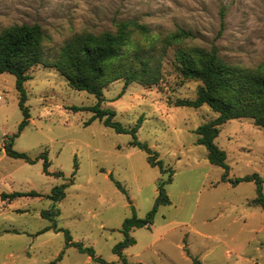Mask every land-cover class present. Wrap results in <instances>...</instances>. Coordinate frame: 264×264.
Segmentation results:
<instances>
[{
    "label": "rangeland",
    "instance_id": "rangeland-1",
    "mask_svg": "<svg viewBox=\"0 0 264 264\" xmlns=\"http://www.w3.org/2000/svg\"><path fill=\"white\" fill-rule=\"evenodd\" d=\"M122 20H135L161 40L179 29L190 35L168 47L157 42L151 50V39L133 36L158 63L157 83L125 86L118 80L103 89L101 107L113 109L114 120L125 127L141 118L136 139L172 170V181L165 185L170 204L158 207L150 228L130 231L135 243L124 249V257L141 264H264V212L251 204L254 183L223 182L224 169L211 165L206 149L197 144L196 128L217 115L205 105H172L176 99H194L200 85L180 76L175 61L180 48H215L229 65L264 67V0H0V32L38 24L47 62L74 36L114 33ZM27 73L29 120L19 133L15 78L0 73V147L17 135L13 150L30 159L45 153L52 175L43 173L41 159L30 164L0 153V193L40 194L0 203V264H46L62 251L56 264H99L65 247L62 232L44 231L52 227L40 216L44 210L58 212L55 227L67 230L73 241L92 247L107 263L120 264L112 248L123 240L122 222L133 213L145 217L157 183L168 173L150 166L129 134H117L98 119L87 123L92 117L88 110L69 109L93 106V95L71 89L54 68L37 65ZM218 128L214 144L226 154L227 177L257 173L264 194V129L248 118ZM64 183L65 197L53 203L47 196Z\"/></svg>",
    "mask_w": 264,
    "mask_h": 264
},
{
    "label": "trees",
    "instance_id": "trees-1",
    "mask_svg": "<svg viewBox=\"0 0 264 264\" xmlns=\"http://www.w3.org/2000/svg\"><path fill=\"white\" fill-rule=\"evenodd\" d=\"M115 32L104 31L93 35L83 33L74 36L67 41L60 49L57 58L45 61L43 58V42L45 35L38 24H20L3 29L0 32V73H8L15 78V89L19 96L18 106L22 114V121L18 127V133L27 125L29 110L25 106L26 92L24 83L30 79L28 70L37 65L54 68L63 76L68 86L76 91H84L93 95L96 103L90 107H71L73 112L88 110L92 117L87 123L98 119L103 126L112 129L117 134H129L132 137L131 145L144 151L148 155V163L157 167L161 174L168 173V178L159 181L156 185V198L152 208L140 219L133 215L122 222L120 232L123 240L115 244L112 252L118 257L120 264H141L129 263L123 255L125 248L135 243L129 235L130 231L137 228H150L154 215L159 206L169 205L170 200L166 194L165 185L172 179V170L163 166L162 161L157 160V154L152 153L145 143L136 139L137 129L140 127L141 118L133 127H125L114 120L115 112L110 108H102L104 101L103 89L110 83L124 80V85L137 82L145 85H154L159 79V67L150 50L158 42L162 47H168L170 43H177L189 35L179 29L174 35L165 39L150 37V29L139 24L135 20H122L115 23ZM133 36H138L148 43L144 48L139 42L134 43ZM171 41V42H170ZM176 64L179 67V74L185 80L198 81L194 99H176L172 105L175 107H188L197 109L205 105L217 116L206 123L199 125L195 133L198 136L197 144L202 145L207 152V160L211 165L224 169L222 181H228L232 185L239 182H253L255 185V198L251 204L259 207L264 212V194L262 192V178L253 173L241 178L231 180L227 177L228 166L225 163L226 154L214 144L219 134V126L232 119H252L256 126L264 129V67L256 69H245L224 62L216 52L215 48L204 51L199 48H180L175 55ZM13 137H8L0 153L12 159H21L33 164L38 159L42 160V171L46 176L52 174L48 171L49 161L46 154L35 159H30L25 153L13 150ZM76 161L74 168L76 170ZM60 173L58 176H61ZM108 177L115 186L122 190L119 182L111 175ZM72 183V182H69ZM67 183L54 187L47 196L53 203L60 202L65 197ZM22 197H40L37 192L29 193H1V201H12ZM41 218L51 222L52 229L64 234L65 247H73L79 253L87 255L91 260L99 264L107 263L95 255L90 246L72 240L67 230L55 227L57 211L44 210L40 213ZM63 251L54 260L46 264H56L61 259ZM197 264V261L194 260Z\"/></svg>",
    "mask_w": 264,
    "mask_h": 264
},
{
    "label": "crops",
    "instance_id": "crops-1",
    "mask_svg": "<svg viewBox=\"0 0 264 264\" xmlns=\"http://www.w3.org/2000/svg\"><path fill=\"white\" fill-rule=\"evenodd\" d=\"M1 153H3V150L1 151ZM0 194H1V193H0ZM0 203H4V202H3V201H2V202L0 201ZM5 203H6V202H5ZM10 204H11V203H9V204L6 203V205H10ZM47 228H48V227H47Z\"/></svg>",
    "mask_w": 264,
    "mask_h": 264
}]
</instances>
